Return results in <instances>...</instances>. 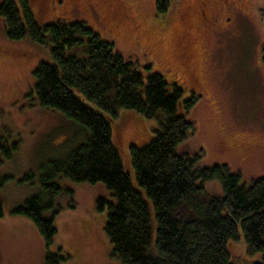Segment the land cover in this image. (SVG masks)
I'll use <instances>...</instances> for the list:
<instances>
[{
  "label": "rangeland",
  "instance_id": "1",
  "mask_svg": "<svg viewBox=\"0 0 264 264\" xmlns=\"http://www.w3.org/2000/svg\"><path fill=\"white\" fill-rule=\"evenodd\" d=\"M31 1L41 25L84 21L103 40L113 42L116 51L145 78L159 72L168 83L181 85L186 90L182 100L190 98L192 91L197 94L192 109L185 111L183 101L178 107L194 122L178 153L202 155L198 167L227 165L247 185L264 178V0H174L165 15L156 12L155 0H62L65 7L57 5L58 0L54 7L52 0ZM211 17H215L216 31H205L202 37L199 30ZM185 32L195 39L192 54L181 56L180 38ZM45 61L51 62L50 47L27 39L9 40L0 16V135L19 143L11 159L0 151V202L4 208L0 264H45L46 244L39 229L31 219L13 211L41 191L43 168L51 160L66 157L76 146L74 122L40 106L37 95L31 94L33 72ZM190 61L199 78L197 84L183 72ZM111 125L115 145L122 158L125 155L126 164L129 160L125 169L138 187L129 145L148 143L159 124L126 108ZM30 172L36 176L23 181ZM59 184L73 195L65 193L59 199L62 209L56 216L53 251L61 249L64 256L70 255L65 264H122L111 256L112 244L104 231L108 210L99 211L96 204L99 197L114 201L110 190L101 182L62 179ZM205 189L215 196L224 194L219 179L207 181ZM243 242H232L235 264L262 258V254L256 255L258 259L252 257Z\"/></svg>",
  "mask_w": 264,
  "mask_h": 264
},
{
  "label": "trees",
  "instance_id": "2",
  "mask_svg": "<svg viewBox=\"0 0 264 264\" xmlns=\"http://www.w3.org/2000/svg\"><path fill=\"white\" fill-rule=\"evenodd\" d=\"M155 1L156 12L165 15L174 0ZM34 11L31 0L0 4L9 40L50 47L51 62L36 67L31 94L37 95L40 106L72 120L76 129V146L43 168L41 191L13 211L39 229L46 244L44 263L65 264L70 259L61 249L53 251L56 216L62 209L59 199L65 193L73 195L59 181L68 179L101 182L112 193L114 201L99 197L96 204L99 211L108 210L104 231L112 244L111 256L122 264H235L231 245L238 240L255 259L262 254L251 264H264V178L247 185L227 165L198 167L202 155L177 152L194 128V122L179 112V104L183 101L189 111L197 94L192 91L182 100L186 90L181 85L168 83L159 72L145 78L113 42L103 40L86 22L41 25ZM261 52L264 63V45ZM126 108L159 124L148 143L129 145L139 188L125 169V155L122 158L114 143L111 125ZM18 149L19 143L0 135V151L7 159ZM35 176L30 172L23 181ZM214 179L221 182L223 195L206 191L205 183Z\"/></svg>",
  "mask_w": 264,
  "mask_h": 264
},
{
  "label": "flooded vegetation",
  "instance_id": "3",
  "mask_svg": "<svg viewBox=\"0 0 264 264\" xmlns=\"http://www.w3.org/2000/svg\"><path fill=\"white\" fill-rule=\"evenodd\" d=\"M52 1L53 2L51 3L52 4L51 7H54L53 4H54L55 0H52ZM65 4H66V2H63L62 0H58L57 5H63L65 7L66 6ZM215 26H216L215 17H211V18H209V20L207 19V21H205V23H203V28L199 30L201 32V34H203L202 37H204L206 32H209V33L215 32L216 31ZM202 37H200V38H202ZM194 39H195V37H191L190 33H187V32H185V34H183L181 36V38H180V44H182V47H181L182 49L180 52L181 56H186L190 53L192 54L191 49H193L192 42L194 41ZM185 42L187 44L190 43L191 47H189L190 44L187 46V44H185ZM183 49H188V50H183ZM189 60H190V55H189ZM192 68L193 67L191 66V61H190V62L186 63L183 72L185 73V77L187 76L188 78L192 79L193 84H197V83H199V78L195 76L196 74L194 72H192V70H191Z\"/></svg>",
  "mask_w": 264,
  "mask_h": 264
}]
</instances>
